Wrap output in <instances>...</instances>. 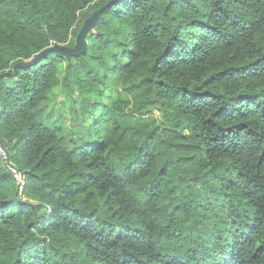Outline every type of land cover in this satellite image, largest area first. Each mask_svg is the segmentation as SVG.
I'll return each mask as SVG.
<instances>
[{"label":"trees","instance_id":"trees-1","mask_svg":"<svg viewBox=\"0 0 264 264\" xmlns=\"http://www.w3.org/2000/svg\"><path fill=\"white\" fill-rule=\"evenodd\" d=\"M109 1L0 0V264H264V0H117L15 75Z\"/></svg>","mask_w":264,"mask_h":264},{"label":"water","instance_id":"water-1","mask_svg":"<svg viewBox=\"0 0 264 264\" xmlns=\"http://www.w3.org/2000/svg\"><path fill=\"white\" fill-rule=\"evenodd\" d=\"M116 1L117 0L109 1L104 7L100 8L99 10L94 12L85 21L81 31L79 32V34L77 36V43H76V46L74 48H70L66 45H54V46L44 50L40 54H38L36 57H34V59L31 62L17 64L14 68L15 75L18 73V70L20 68L26 69V68L32 67L35 64H37V62L40 61L42 58H44L45 56L52 54V53H56L58 55L65 56L68 59H70L72 57H78V56L85 54L87 52V47H88V41H87L88 35L90 34V32L94 28H96L98 26L99 18L101 16L102 12L107 7L113 5ZM10 76H11V74L6 73L3 75H0V79L4 78V77H10Z\"/></svg>","mask_w":264,"mask_h":264},{"label":"rangeland","instance_id":"rangeland-1","mask_svg":"<svg viewBox=\"0 0 264 264\" xmlns=\"http://www.w3.org/2000/svg\"><path fill=\"white\" fill-rule=\"evenodd\" d=\"M78 36V35H77ZM77 36H73L71 44L74 46H70L71 48H74L77 43ZM65 66L62 68L61 73L64 72ZM6 83H10V81H6ZM78 89H75L73 94H69L68 91L64 87H58L55 89L53 92L51 99L47 105L49 110H55L58 112H61V114L65 117V120L62 122V127L66 131H69L71 125H72V119L70 117V109L73 105V101H77L80 99L79 92L77 91ZM115 89H110L108 91L109 96H115ZM0 148L3 151L2 146L0 145ZM0 150V156H3V152ZM13 172V170L11 171Z\"/></svg>","mask_w":264,"mask_h":264},{"label":"built area","instance_id":"built-area-1","mask_svg":"<svg viewBox=\"0 0 264 264\" xmlns=\"http://www.w3.org/2000/svg\"><path fill=\"white\" fill-rule=\"evenodd\" d=\"M0 150L2 151V149L0 148ZM3 152V158H7L6 156V153L4 152V150L2 151ZM13 170V174L15 176V178L17 179V181L19 182V185H20V190L23 191L24 189V185H25V181H24V178L23 176L15 169V168H11V171Z\"/></svg>","mask_w":264,"mask_h":264}]
</instances>
